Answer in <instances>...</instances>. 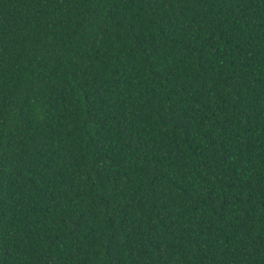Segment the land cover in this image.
<instances>
[{"label": "trees", "instance_id": "obj_1", "mask_svg": "<svg viewBox=\"0 0 264 264\" xmlns=\"http://www.w3.org/2000/svg\"><path fill=\"white\" fill-rule=\"evenodd\" d=\"M0 264H264V0H0Z\"/></svg>", "mask_w": 264, "mask_h": 264}]
</instances>
